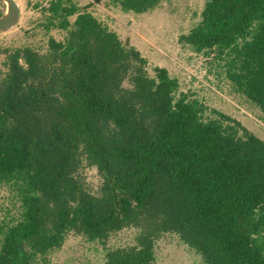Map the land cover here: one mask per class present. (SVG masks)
I'll list each match as a JSON object with an SVG mask.
<instances>
[{
	"label": "trees",
	"instance_id": "1",
	"mask_svg": "<svg viewBox=\"0 0 264 264\" xmlns=\"http://www.w3.org/2000/svg\"><path fill=\"white\" fill-rule=\"evenodd\" d=\"M99 1L48 0L44 46L0 47V264L129 227L134 244L105 247V264H153L165 233L200 264H264V140L165 67L150 73L88 10ZM163 1L107 0L134 14ZM194 15L177 42L264 113V0H203Z\"/></svg>",
	"mask_w": 264,
	"mask_h": 264
},
{
	"label": "rangeland",
	"instance_id": "2",
	"mask_svg": "<svg viewBox=\"0 0 264 264\" xmlns=\"http://www.w3.org/2000/svg\"><path fill=\"white\" fill-rule=\"evenodd\" d=\"M20 8L17 25L0 33V47L21 42H31L44 46L46 32L39 22L43 21L42 11L48 0H15ZM79 5L94 0H75ZM203 0H164L150 11L134 14L122 12L118 5L107 0H100L88 10L129 45L138 49L146 59L147 68L152 73L155 66L165 67L171 76L176 77L183 89L189 87L198 95L206 96V103L216 107L239 120L248 130L264 140V113L234 95L224 82L220 87L213 85L204 77V69L199 58L177 42L181 32H185L195 20L194 12L199 13ZM5 5L0 1V15ZM193 16V17H192ZM61 38L57 30L48 35ZM2 54H0L1 63ZM89 186L97 188L100 178L94 168L83 172ZM5 190L0 193V199ZM136 228L129 227L111 235L106 243L85 241L81 236L70 233L62 246L50 252L46 261L38 264H105V247L115 248L132 245L135 241ZM153 264H200L199 257L186 248L176 235L165 233L156 240Z\"/></svg>",
	"mask_w": 264,
	"mask_h": 264
},
{
	"label": "water",
	"instance_id": "3",
	"mask_svg": "<svg viewBox=\"0 0 264 264\" xmlns=\"http://www.w3.org/2000/svg\"><path fill=\"white\" fill-rule=\"evenodd\" d=\"M5 5V11L0 16V33L10 30L18 24L20 8L15 0H0Z\"/></svg>",
	"mask_w": 264,
	"mask_h": 264
},
{
	"label": "flooded vegetation",
	"instance_id": "4",
	"mask_svg": "<svg viewBox=\"0 0 264 264\" xmlns=\"http://www.w3.org/2000/svg\"><path fill=\"white\" fill-rule=\"evenodd\" d=\"M1 16V15H0Z\"/></svg>",
	"mask_w": 264,
	"mask_h": 264
}]
</instances>
